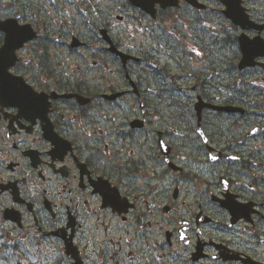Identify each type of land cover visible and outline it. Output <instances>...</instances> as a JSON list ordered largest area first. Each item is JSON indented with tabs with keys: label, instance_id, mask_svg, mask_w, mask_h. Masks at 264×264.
<instances>
[{
	"label": "flooded vegetation",
	"instance_id": "flooded-vegetation-1",
	"mask_svg": "<svg viewBox=\"0 0 264 264\" xmlns=\"http://www.w3.org/2000/svg\"><path fill=\"white\" fill-rule=\"evenodd\" d=\"M31 33L0 264H264V0H0V46Z\"/></svg>",
	"mask_w": 264,
	"mask_h": 264
},
{
	"label": "water",
	"instance_id": "water-1",
	"mask_svg": "<svg viewBox=\"0 0 264 264\" xmlns=\"http://www.w3.org/2000/svg\"><path fill=\"white\" fill-rule=\"evenodd\" d=\"M227 16L233 18L236 22H239L240 20L237 19L236 17L239 16V13L232 11L231 8H229L226 12ZM8 31H10L9 29H7ZM32 35V34H31ZM29 39L31 36H27ZM16 39V38H15ZM14 38H10L8 37L7 39H5L4 44L0 47V58H14V51L16 48H18L20 45H22L24 39H20L17 43L15 42ZM241 44V49H242V59L240 61V67L245 66L249 63H251L250 58H252V54L249 53V46H247V44ZM1 63V61H0ZM6 67V66H5ZM4 67V68H5Z\"/></svg>",
	"mask_w": 264,
	"mask_h": 264
},
{
	"label": "rangeland",
	"instance_id": "rangeland-1",
	"mask_svg": "<svg viewBox=\"0 0 264 264\" xmlns=\"http://www.w3.org/2000/svg\"><path fill=\"white\" fill-rule=\"evenodd\" d=\"M149 45H150V42L148 43ZM155 45V44H154ZM155 49L156 50H158V51H161V52H163V49H162V47H160V46H158V45H155ZM166 53H162V55H165ZM164 58V57H163Z\"/></svg>",
	"mask_w": 264,
	"mask_h": 264
}]
</instances>
